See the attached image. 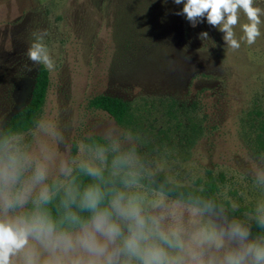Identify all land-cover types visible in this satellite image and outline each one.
<instances>
[{"label":"rangeland","instance_id":"rangeland-1","mask_svg":"<svg viewBox=\"0 0 264 264\" xmlns=\"http://www.w3.org/2000/svg\"><path fill=\"white\" fill-rule=\"evenodd\" d=\"M254 6L264 9V0ZM182 8L174 0H0V135L29 102L44 66L27 57L33 32L47 30L43 42L55 60L34 125L0 144V220L32 228L10 264H106L81 243L93 220L49 232L38 213L41 193L66 189L81 165L121 171L126 164L132 173L161 172L197 188L213 181L231 205L203 210L128 182L109 207L120 236L110 242L96 233L116 253L113 264H144L152 248L163 250L165 264H224L241 248L230 235L233 224L248 231L246 243L264 245L251 232V209L264 220V16L260 37L248 45L240 40L248 22L240 12L234 32L241 47L233 50L223 32L206 18L193 26L178 14ZM97 95L123 99L127 114L117 121L92 107ZM38 168L45 176L36 181ZM4 173L15 180L5 182ZM121 195L142 227L113 207ZM134 233L138 254L124 250Z\"/></svg>","mask_w":264,"mask_h":264},{"label":"clouds","instance_id":"clouds-1","mask_svg":"<svg viewBox=\"0 0 264 264\" xmlns=\"http://www.w3.org/2000/svg\"><path fill=\"white\" fill-rule=\"evenodd\" d=\"M174 3L183 4L182 11L178 14L185 15L187 20L196 26L205 18L207 23L218 28L224 33L223 39L226 46L237 50L241 47L240 40L248 45L256 42L261 35L260 25L261 16H264V9L254 6L255 0H174ZM243 12L248 22L242 25L244 35L238 40L235 36L234 27L238 24L240 12ZM147 31V29H146ZM145 31V32H146ZM33 41L28 50L27 57L33 65H44L50 72L55 68V60L50 55L49 48L43 42L48 35L47 30L33 32ZM200 38H208L206 31L200 33ZM184 50H187L185 47ZM91 175H99V171L92 167L87 168ZM45 176V170L37 169L35 180H42ZM5 182L14 181L15 176L8 173L3 174ZM41 199L47 200V192L41 193ZM101 199L98 190H89L85 193L82 206L96 210ZM22 200L17 197V201ZM121 195L113 202V207L126 218L135 219L138 228L143 226V219L139 216L137 209L124 206L121 201ZM6 207H12L13 201L6 200ZM264 224V220L261 221ZM51 232V225L47 229ZM32 232L31 226L23 221H2L0 220V264H10V257L23 249L28 243L29 235ZM96 233L102 234L107 241L115 242L120 236V228L111 221V213L107 210L97 212L93 218L91 231H85L81 237L83 246L93 255L106 256V264H113L116 253H109L107 245L101 244L96 239ZM230 235L241 242V248L229 252L224 259V264H264V245L254 242H247L248 231L239 224H233L230 229ZM141 236L133 234L124 241V250L130 254H138L140 251ZM221 246L218 244V247ZM144 264H165V253L162 249L152 248L145 252L143 256ZM29 264H32L29 261Z\"/></svg>","mask_w":264,"mask_h":264},{"label":"trees","instance_id":"trees-1","mask_svg":"<svg viewBox=\"0 0 264 264\" xmlns=\"http://www.w3.org/2000/svg\"><path fill=\"white\" fill-rule=\"evenodd\" d=\"M50 83L49 71L40 66L35 78L29 102L15 113L0 135V144L5 143L11 136L30 129L40 113ZM90 105L109 113L117 121H121L128 111V104L121 98L109 95H97L90 100ZM91 142L105 145L101 137L93 136ZM121 171L110 169L99 170V175H91L86 166H79L72 174L69 184L64 190H57L46 201H41L38 213L44 225L61 233L88 225L97 212L107 210L111 202L121 192L128 182H137L148 189L159 191L167 197L187 203L203 210L221 211L225 208L231 210L228 200L219 196L217 186L208 181L202 188L179 184L170 181L164 173H156L152 177L132 173L126 164ZM89 190H98L101 194L100 203L96 210L82 206L85 193ZM254 219L251 232L254 236L264 238V224L257 212L253 209Z\"/></svg>","mask_w":264,"mask_h":264}]
</instances>
